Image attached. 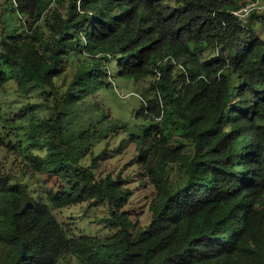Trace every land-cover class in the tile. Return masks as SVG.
<instances>
[{"label":"trees","instance_id":"trees-1","mask_svg":"<svg viewBox=\"0 0 264 264\" xmlns=\"http://www.w3.org/2000/svg\"><path fill=\"white\" fill-rule=\"evenodd\" d=\"M55 2L13 0L23 31L2 30L0 90L15 80L55 103L42 117L31 107L28 153L44 184L0 173V264H264V11L242 26L231 11L248 0H69L64 13ZM80 47L87 62L62 91L55 79ZM113 61L122 78L151 79L137 116L152 127L135 139L156 196L135 232L125 181L94 172L106 151L83 163L106 128L68 134L88 97L108 116L97 91L112 86ZM85 202H108L113 236L68 235L54 210Z\"/></svg>","mask_w":264,"mask_h":264},{"label":"rangeland","instance_id":"rangeland-1","mask_svg":"<svg viewBox=\"0 0 264 264\" xmlns=\"http://www.w3.org/2000/svg\"><path fill=\"white\" fill-rule=\"evenodd\" d=\"M52 6L58 5L56 0ZM250 1V0H248ZM63 6L59 9L64 13V6L69 0H62ZM264 11V10H263ZM262 12V11H260ZM21 29L20 15L15 8L13 0H0V48L3 40L2 30L6 35L16 33ZM23 30H20L21 33ZM264 37V28L260 31ZM62 67L60 76L55 79L56 85L66 91L72 82L79 65L87 62V55L83 49L75 48ZM218 49L210 50L202 55V59H210L217 55ZM113 62L108 66L112 71ZM113 84L111 87H100L97 91L98 100L105 107L106 118L98 108L95 99L88 97L74 109L76 120L70 122L68 134L86 131L88 129L101 130L106 128L105 135L89 144L85 150L83 163L92 164L93 157L106 151L99 165L94 168L96 177L101 179L107 176L121 177L125 181L124 187L132 192V196L124 210L134 223L132 232L138 228H145L151 221L150 205L156 196V188L149 179L146 169L140 159V145L136 137L143 136L152 125L142 116H137L146 99L151 79L138 83L131 79L118 76L117 68L113 69ZM144 98V99H143ZM55 99L45 88L22 94L18 90L15 80L9 81L0 90V113L3 116L0 136L5 139L6 146L0 148V173L15 175L17 181L28 184L32 190L44 184L35 174L29 151L30 117L33 113L31 107L38 106L37 115L50 114V106ZM73 119V118H71ZM123 124H127L123 127ZM135 136V137H134ZM160 135L156 134L155 138ZM11 147H7V145ZM172 176L179 174L177 167L171 170ZM54 213L71 238L93 236L103 239L110 238L119 229L118 225L109 224L110 207L108 202L95 204L92 202L80 203L65 208L55 209ZM59 264H77L73 255H66Z\"/></svg>","mask_w":264,"mask_h":264},{"label":"built area","instance_id":"built-area-1","mask_svg":"<svg viewBox=\"0 0 264 264\" xmlns=\"http://www.w3.org/2000/svg\"><path fill=\"white\" fill-rule=\"evenodd\" d=\"M264 10V0H250L246 5L239 9L231 11L241 22L242 26L248 24L249 18L254 12H260Z\"/></svg>","mask_w":264,"mask_h":264}]
</instances>
